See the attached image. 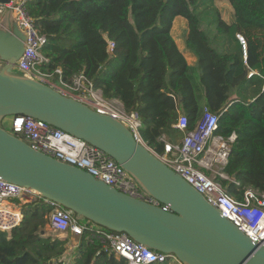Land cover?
I'll list each match as a JSON object with an SVG mask.
<instances>
[{
    "label": "trees",
    "instance_id": "1",
    "mask_svg": "<svg viewBox=\"0 0 264 264\" xmlns=\"http://www.w3.org/2000/svg\"><path fill=\"white\" fill-rule=\"evenodd\" d=\"M218 1L229 3L233 22L216 15V39L201 29L195 10L202 0H30L26 11L47 38L45 69H60L65 80L82 73L105 99L136 112L141 140L156 153L182 140L184 132L175 127L180 115L187 131L204 108L218 115L216 134L235 140L226 179L217 180L239 200L246 189L264 193V0ZM176 17L186 21L192 65L171 35ZM236 34L245 40V60ZM250 71L260 76L247 78ZM20 209L22 221L10 237L0 232V264H50L63 257L67 239L39 235L49 209L39 202ZM86 238L71 253L73 264H127Z\"/></svg>",
    "mask_w": 264,
    "mask_h": 264
},
{
    "label": "water",
    "instance_id": "2",
    "mask_svg": "<svg viewBox=\"0 0 264 264\" xmlns=\"http://www.w3.org/2000/svg\"><path fill=\"white\" fill-rule=\"evenodd\" d=\"M9 0H0L7 4ZM25 35L9 15L0 28V119L26 116L104 151L167 211L124 195L90 174L32 150L0 127V177L33 190L76 218L125 233L182 264H264V245L244 236L117 121L46 85L12 75Z\"/></svg>",
    "mask_w": 264,
    "mask_h": 264
},
{
    "label": "built area",
    "instance_id": "3",
    "mask_svg": "<svg viewBox=\"0 0 264 264\" xmlns=\"http://www.w3.org/2000/svg\"><path fill=\"white\" fill-rule=\"evenodd\" d=\"M29 1L9 0L7 4L0 3V28H4L10 15L25 35L23 53L11 71L46 85L61 96L73 99L91 111L117 121L131 133L137 143L145 146L156 159L179 175L245 237L263 246L264 193L246 189L238 200L230 196L217 180L226 179L224 168L228 163L230 144L235 140L234 134L228 140L216 134L219 116L204 108L194 127L187 131V118L180 115L175 127L184 132L182 140L175 145L165 144L163 153H156L141 140L139 131L142 129V121L136 112H126L117 99H105L100 90L82 73L65 80L60 69L53 72L45 69L49 60L41 50L47 44V38L35 29L33 20L27 14L26 4ZM236 39L241 45L245 60V40L240 34H236ZM112 48L113 43L108 42V51ZM2 67L3 63L0 61V69ZM254 75L260 76L256 71H250L247 78ZM8 133L34 151L80 169L124 195L167 211L166 206L150 197L135 178L108 154L84 140L26 116H11ZM234 184L238 186V183ZM32 202H39L49 209L48 225L52 232L60 236H73L79 240L87 233L88 243L97 240L102 245V250L113 254L117 259H124L127 264H166L169 260L182 264L173 254L152 251L125 233L112 232L84 218H76L70 210L1 177L0 232L7 233L9 238L12 230L22 221L21 205ZM78 243L70 247L63 257L50 264H73L71 251L75 250Z\"/></svg>",
    "mask_w": 264,
    "mask_h": 264
},
{
    "label": "rangeland",
    "instance_id": "4",
    "mask_svg": "<svg viewBox=\"0 0 264 264\" xmlns=\"http://www.w3.org/2000/svg\"><path fill=\"white\" fill-rule=\"evenodd\" d=\"M196 13L199 15L201 19V29L208 31L209 35L216 39L215 27H216V15L223 21L229 22L232 19V9L228 2L226 1H218V0H202V3L196 8ZM172 37L178 47V50L181 52L184 50V37L187 33V26L185 19L181 17H176L172 23ZM219 41V39L217 40ZM186 59H189L187 62H190V58L186 56ZM15 71V70H14ZM12 75H17L16 72H12ZM20 76V75H17ZM56 80V79H54ZM11 116H7L0 119V127L9 132ZM46 225L42 228L39 235L42 238L51 239H67L66 248L67 251L70 247L77 245L79 239L73 236H60L51 231L48 225V215H46ZM72 253V251H71ZM166 264H177L173 260H169Z\"/></svg>",
    "mask_w": 264,
    "mask_h": 264
},
{
    "label": "crops",
    "instance_id": "5",
    "mask_svg": "<svg viewBox=\"0 0 264 264\" xmlns=\"http://www.w3.org/2000/svg\"><path fill=\"white\" fill-rule=\"evenodd\" d=\"M233 15V14H232ZM174 21V20H173ZM226 24H231L233 22V16H232V19H230L229 22H226L224 21ZM171 35H172V32H171ZM185 46V45H184ZM178 48V47H177ZM182 55L184 56V58L186 59V56L188 58H190V62H187L189 59H186V62L189 64V65H192L193 62H194V58L191 56V54L186 50V48H184L183 51H181ZM179 144V143H178Z\"/></svg>",
    "mask_w": 264,
    "mask_h": 264
},
{
    "label": "bare ground",
    "instance_id": "6",
    "mask_svg": "<svg viewBox=\"0 0 264 264\" xmlns=\"http://www.w3.org/2000/svg\"><path fill=\"white\" fill-rule=\"evenodd\" d=\"M61 236H64V235H61Z\"/></svg>",
    "mask_w": 264,
    "mask_h": 264
}]
</instances>
